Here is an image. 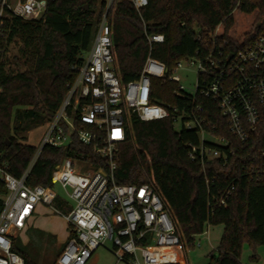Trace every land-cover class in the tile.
I'll list each match as a JSON object with an SVG mask.
<instances>
[{
    "label": "trees",
    "instance_id": "16d2710c",
    "mask_svg": "<svg viewBox=\"0 0 264 264\" xmlns=\"http://www.w3.org/2000/svg\"><path fill=\"white\" fill-rule=\"evenodd\" d=\"M107 3L48 0L39 19L7 20L0 55V161L14 176L28 169L37 152V146L25 142V133L48 122L60 107L92 47ZM109 21L115 71L122 82L138 79L150 55L162 61L168 72L163 78L152 79V100L172 111L169 117L152 121L141 120L136 114L129 117L127 137L118 154L117 182L140 185L151 181L187 247L195 245L196 236L208 225H223L220 243L210 253L208 264H242L245 244L251 247L253 257L259 258L258 248L264 245V108L256 129L250 130L249 139L243 142L230 131L216 100L200 94L194 98L179 95V83L169 75L179 61L197 51L207 54L215 44L223 45L228 53L251 46L264 29V0H149L141 10L131 0H117ZM154 34H163L165 41L150 44L149 36ZM13 42L19 49L9 56ZM192 112L206 121L204 127L211 136L229 142L223 147L227 156L205 163L190 158L189 143H200V130L183 126L178 130L175 117ZM206 144L214 145L211 141ZM67 159L96 168L105 161L75 137L68 146H45L28 183L54 186L53 173ZM231 186L232 194L221 205L218 198ZM7 191L0 178V213ZM61 203L58 198L57 205ZM13 250L27 264H36L17 241ZM178 264H186L181 248Z\"/></svg>",
    "mask_w": 264,
    "mask_h": 264
},
{
    "label": "built area",
    "instance_id": "2783aa9c",
    "mask_svg": "<svg viewBox=\"0 0 264 264\" xmlns=\"http://www.w3.org/2000/svg\"><path fill=\"white\" fill-rule=\"evenodd\" d=\"M116 1L107 0L92 47L77 68V76L69 83L60 107L46 122L42 143L28 169L17 177L0 161V178L8 190L0 213V264H27L13 250L16 231L26 227L40 204L52 208L68 224L69 238L54 264H87L96 249L108 242L118 261L125 264H178L179 248L186 250L157 187L151 181L139 185L120 184L116 180L118 154L127 137L129 117L136 114L141 120L152 121L172 114L171 108L152 100V79L167 75L165 63L150 55L141 76L128 83H123L115 71L109 13ZM131 1L137 10L149 3V0ZM47 4L48 0H17L12 6L10 0H1L0 55L4 50L3 38L7 36V20L39 19ZM149 41L163 43L165 37L154 34ZM231 53L233 57L227 62L230 53L223 45L215 44L207 54L197 51L179 61L169 79L179 83V95L194 98L200 94L216 100L230 131L245 142L249 131L259 124L264 108V29L251 46ZM185 62L197 75L192 94L185 91L177 74L186 68ZM175 122L187 129L200 130V143H189L192 160L205 163L227 156L223 147L227 148L229 142L211 136L204 127L206 121L197 112L178 115ZM75 137L104 158L103 165L96 168L84 161L75 164L67 159L53 173L54 186L30 185L29 173L43 148L68 146ZM233 189L231 186L218 198L221 205L226 204ZM58 198L63 200L62 207L56 204Z\"/></svg>",
    "mask_w": 264,
    "mask_h": 264
},
{
    "label": "rangeland",
    "instance_id": "374dc122",
    "mask_svg": "<svg viewBox=\"0 0 264 264\" xmlns=\"http://www.w3.org/2000/svg\"><path fill=\"white\" fill-rule=\"evenodd\" d=\"M17 0H10V4L15 6ZM19 45L15 42L11 43L9 46V51L7 55L12 56L18 52ZM186 64V62H185ZM12 69L19 70L16 66L12 65ZM187 68V69H186ZM186 68L180 69L177 71V74L180 76V84L184 87L187 93L195 92V83H196V72L194 68L187 66ZM25 67L22 68V70ZM17 72V71H16ZM181 125L177 124V129H181ZM47 129L46 123H42L37 125L35 128L29 130L25 133L26 135V143L40 146L45 135V131ZM60 192V186L56 187ZM42 205V204H40ZM45 206V205H43ZM48 209V213L45 217H49V219L56 222H59V226L63 228L64 226V218L53 211L49 206H45ZM224 226L219 225H208L205 228V232L197 235L194 246L186 247L184 250L186 264H208L210 260V253L217 248L220 243L221 236L223 234ZM24 240L27 238V246L24 247L27 249L26 251L30 255L32 261L36 264H53L55 262L58 255L61 253L63 249L60 247H51V245H47L46 239L41 237L40 233L36 231V229H32L29 233L21 235ZM18 237V235H17ZM21 237V238H22ZM21 238H17L18 246H23V241ZM21 239V240H20ZM261 247H264L261 246ZM242 264H264V260L260 258L253 257V251L248 244L244 245L242 252ZM87 264H125L123 262L118 261L117 256L113 252V247L111 242H108L106 245H101L96 249L93 253L92 257L88 261Z\"/></svg>",
    "mask_w": 264,
    "mask_h": 264
},
{
    "label": "crops",
    "instance_id": "0c3cea01",
    "mask_svg": "<svg viewBox=\"0 0 264 264\" xmlns=\"http://www.w3.org/2000/svg\"><path fill=\"white\" fill-rule=\"evenodd\" d=\"M61 205L63 206V200H62ZM47 213H48V209L45 206L38 205L36 208L35 214L28 220L26 227L20 231L17 230L16 234L18 235L19 238H21L22 233L27 234L32 229H36V231L40 233L41 237L46 239L47 245H51V247L53 248L60 247V249H63V247L65 246L69 238V230H68L67 221L63 217L65 224L63 228H61L59 226V222H56V221L52 222V220L49 219V217L47 218L45 217ZM18 237H16L15 241L17 240ZM21 239L23 241V246H21V248L26 251L27 249L24 247V245L27 246V243L29 242H27L28 241L27 238L26 240H24L23 237ZM258 254H259V258L261 260H264V247L258 248Z\"/></svg>",
    "mask_w": 264,
    "mask_h": 264
},
{
    "label": "water",
    "instance_id": "95a60500",
    "mask_svg": "<svg viewBox=\"0 0 264 264\" xmlns=\"http://www.w3.org/2000/svg\"><path fill=\"white\" fill-rule=\"evenodd\" d=\"M1 2V0H0ZM261 24V22H259V25ZM233 57V53H230L228 59H227V62H229L231 60V58ZM10 144V142H8Z\"/></svg>",
    "mask_w": 264,
    "mask_h": 264
}]
</instances>
